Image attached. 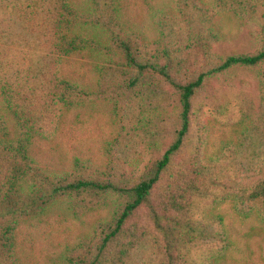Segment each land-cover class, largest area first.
Here are the masks:
<instances>
[{"label": "trees", "instance_id": "1", "mask_svg": "<svg viewBox=\"0 0 264 264\" xmlns=\"http://www.w3.org/2000/svg\"><path fill=\"white\" fill-rule=\"evenodd\" d=\"M167 1L146 28L126 17L137 0H0V29L18 15L51 59L36 76L0 56V264H23L20 233L59 207L74 219L108 211L61 264H135L146 245L156 264H229L216 208L264 220V0ZM233 29L252 51L220 52ZM86 59L89 101L111 104L118 131L101 163L52 170L36 148L89 102L65 71ZM238 69L255 73L257 91L231 88ZM221 129L232 137L213 155Z\"/></svg>", "mask_w": 264, "mask_h": 264}, {"label": "rangeland", "instance_id": "2", "mask_svg": "<svg viewBox=\"0 0 264 264\" xmlns=\"http://www.w3.org/2000/svg\"><path fill=\"white\" fill-rule=\"evenodd\" d=\"M127 12V19L141 27L151 28L154 18L170 10L167 0H137ZM132 5V4H131ZM178 28L185 32L189 22L183 15ZM10 25L4 23L0 29V56L11 58L15 68L13 73L26 68L32 75L41 76L48 71L50 57L36 51L39 42L37 34L25 30L18 15H14ZM227 39L219 46L223 54L244 53L254 49L253 41L246 32L232 30ZM26 62V60H30ZM29 63V64H27ZM27 64V65H25ZM69 78L75 80L91 98V84L95 80V72L91 61L75 60L65 70ZM247 86L251 91H257L255 73L238 69L232 81V87L237 89ZM118 131V124L112 112L111 104L107 102L85 103L83 107L74 109L66 115L57 136L51 141H41L36 148L38 160L49 169L62 170L70 168L79 160H91L101 163L107 156L108 143ZM232 137L229 129L217 131L210 143L213 155L219 152L223 142ZM116 153H128L125 145H117ZM223 215L225 224L231 234L232 248L229 254V264H264V220L257 215H248L234 207L231 202L221 204L215 210ZM107 210L95 211L82 219H74L64 208L55 209L48 216L34 220L25 226L19 237L23 264H61L64 253L73 247L79 239L91 233L96 222L105 218ZM135 264H156V259L148 245L136 255Z\"/></svg>", "mask_w": 264, "mask_h": 264}]
</instances>
